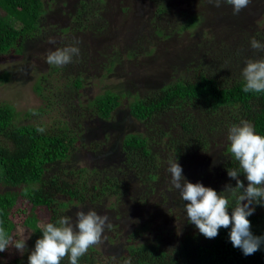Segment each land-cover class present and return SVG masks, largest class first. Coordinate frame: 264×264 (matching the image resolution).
Returning a JSON list of instances; mask_svg holds the SVG:
<instances>
[{"label":"trees","instance_id":"1","mask_svg":"<svg viewBox=\"0 0 264 264\" xmlns=\"http://www.w3.org/2000/svg\"><path fill=\"white\" fill-rule=\"evenodd\" d=\"M151 1L156 7L155 17H168L164 18L167 25L164 19L152 21L156 39L170 38L175 32L192 33L202 23V16L196 12L183 15L180 11L172 20L174 7L169 0ZM93 4L90 0L78 1L70 15V29H86ZM47 12L44 0H0V60L25 52L28 42L42 33ZM263 32L258 30L250 36L263 42ZM252 37L235 40L232 45L216 36L206 38L207 43H216L224 50L198 60L189 59L170 80L142 90L104 88L90 97L87 93L91 75L79 70L62 80L57 96L43 92L46 75L39 77L33 88L46 102L44 111L40 107L20 112L15 104L0 100V232L10 237L9 246L0 252V264H20L13 245L24 241L16 236L14 239L17 226L30 231L27 242L34 244L44 223L62 215L74 217L77 209L99 212L103 207L116 219L102 233L101 240L108 246H90L79 258L80 264H124L125 260L129 264H264V245L245 256L239 248L232 247L226 228H220L214 238L204 237L186 220L184 202L167 195L164 189L167 161L175 156L188 160L190 153L201 151H211L219 161L206 169L211 177L198 181L218 192L226 184L235 185L226 171L237 166L227 151L228 142L217 150H212V144L240 120L250 122L258 133L264 134V93L242 91L241 68L245 59L264 56V52L249 46ZM155 48L147 50L137 43L124 51L132 59L142 53L153 55ZM107 61L101 70L103 77L120 64V53H114ZM54 70L58 68L54 66ZM10 73L0 71V86L11 79ZM58 105L69 121L58 120L46 126L22 119L32 112H49ZM121 111L148 131L125 134L113 162L90 158L89 163L80 165V147L93 155L99 149L96 143L80 140L87 124L115 121ZM196 170L202 174V170ZM239 178L247 183L242 173ZM133 207L141 215L131 221ZM159 213L167 214L169 219L182 215L186 222L177 230L164 227L155 219ZM248 219L253 234L264 233V207L257 205ZM126 223L129 226L123 229ZM61 264H67V257Z\"/></svg>","mask_w":264,"mask_h":264},{"label":"rangeland","instance_id":"2","mask_svg":"<svg viewBox=\"0 0 264 264\" xmlns=\"http://www.w3.org/2000/svg\"><path fill=\"white\" fill-rule=\"evenodd\" d=\"M78 1L44 0L48 12L42 20V33L28 42L22 55L9 54L0 60V71L11 72V79L0 86L1 101H10L20 112H27L30 109L35 111L40 107L44 111L46 102L33 88L39 77L46 75L45 82H42L43 92L45 94L51 92L57 96L60 91L58 86L61 85L62 80L76 74L79 70L91 75L90 90L87 93L90 97L104 88L142 90L150 87V84L159 85L170 80L174 73H180V69L189 59L198 60L204 55L208 56V53L222 49L216 43H207L206 38L216 36L227 45H232L236 42L235 40L240 41L246 36L252 37L251 34L264 30V0H250L248 6L236 15H233L231 6L224 3L216 7L209 0H169L174 7H171L172 20L180 11L183 15L196 12L202 16L203 20L198 29L192 33L175 32L167 39L154 38L152 21L158 23L168 17H155L156 7L151 0H90L94 3V8L93 12L88 14L86 29H70L73 24L70 15L75 12ZM164 22L167 25V20L164 19ZM245 42L242 43L245 44ZM137 43L143 44L147 50L151 46H156L157 49L155 48L153 55L142 53L136 58L128 59L124 51L125 47H134ZM70 44H75L79 48V56H74L71 62L57 67L58 70H54V66L45 62L49 51ZM114 53H120L122 61L112 73L103 77L100 75L102 67L107 65V59ZM81 98L84 99V96ZM64 114V109L59 108L58 105L54 109L51 108L49 112L41 114L37 111L32 112V115L23 116L22 119L35 124L43 122L46 126H52L58 120L69 121ZM142 131L148 130L126 111H121L112 122L100 120L90 122L85 132L80 134V140L96 143L99 149L96 155H93L91 151L80 147L77 161L80 165L89 163L90 158L97 161L108 159L109 162H113L120 153L124 135ZM218 140L217 143L212 144V150H217L227 142L226 135ZM218 161L219 158L211 151L190 153L188 160L186 157L178 160L184 177L191 182H197L199 179L206 181V178L211 177L210 174V176L207 175L206 169L212 168L213 163ZM196 167L202 170L201 175L197 173ZM197 175L201 178L197 179ZM164 176L167 180L164 184L166 194L179 197V193L173 191L174 188L169 183L168 174L165 173ZM132 210L134 211L131 221L141 215L135 207ZM97 213L108 217L107 225L116 222L113 214L104 207ZM163 214L159 213L155 219L164 227L177 230L186 222L182 215L178 219H169L166 218L167 214ZM14 218L19 219L16 215ZM128 226L129 223H126L123 229ZM16 231L14 239L15 236L21 238L24 246L19 250L15 248V255L19 256L20 264H27V256L33 246L31 242H27L30 231L22 225L17 226ZM99 244L103 247L108 246L102 240Z\"/></svg>","mask_w":264,"mask_h":264},{"label":"clouds","instance_id":"3","mask_svg":"<svg viewBox=\"0 0 264 264\" xmlns=\"http://www.w3.org/2000/svg\"><path fill=\"white\" fill-rule=\"evenodd\" d=\"M216 7L221 3L231 6L233 15L247 7L250 0H209ZM52 41H50L51 43ZM252 49L264 52V42L252 37ZM79 56V48L70 44L51 50L45 57L48 65L61 67ZM242 91L264 93V56L247 58L241 68ZM43 131V129H38ZM227 151L236 162V167L227 168V176L235 185L226 184L219 192L203 183L191 182L182 173L177 157L167 161L165 169L172 188L178 190L184 202L186 220L206 238H214L220 228L228 230L232 247L239 248L245 256L253 254L264 245V233L253 234L249 216L257 205L264 207V134L258 133L253 125L240 120L227 129ZM243 174L245 184L239 177ZM230 210V211H229ZM108 217L94 209H77L75 217L59 216L53 222L39 227L40 235L35 239L27 264H61L67 257V264H80L79 258L90 246L100 242ZM10 237L0 232V252L9 246ZM17 250L23 242L13 245ZM124 264H129L125 260Z\"/></svg>","mask_w":264,"mask_h":264}]
</instances>
